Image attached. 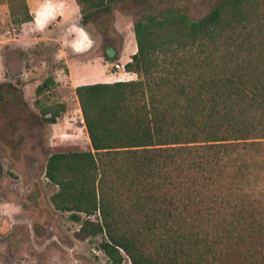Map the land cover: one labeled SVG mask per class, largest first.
Listing matches in <instances>:
<instances>
[{"label":"trees","instance_id":"trees-1","mask_svg":"<svg viewBox=\"0 0 264 264\" xmlns=\"http://www.w3.org/2000/svg\"><path fill=\"white\" fill-rule=\"evenodd\" d=\"M113 1L75 0L79 25ZM3 2L14 24L33 21L26 0ZM262 21L264 0H218L199 19L143 11L124 66L138 79L75 88L91 151L50 155L45 177L108 264H264ZM41 112L53 125L65 105Z\"/></svg>","mask_w":264,"mask_h":264},{"label":"rangeland","instance_id":"rangeland-1","mask_svg":"<svg viewBox=\"0 0 264 264\" xmlns=\"http://www.w3.org/2000/svg\"><path fill=\"white\" fill-rule=\"evenodd\" d=\"M217 1L114 0L109 14L84 29L75 0H26L33 21L23 25L12 22L0 0V264H108L101 238H84L69 213L53 208L57 188L45 177L50 155L91 151L74 85L138 79L114 65L125 66L136 53L133 24L143 11L174 5L199 19ZM253 41L254 53L264 56V21L254 26ZM107 48L114 61L105 59ZM57 104L65 112L53 127L41 109Z\"/></svg>","mask_w":264,"mask_h":264},{"label":"crops","instance_id":"crops-1","mask_svg":"<svg viewBox=\"0 0 264 264\" xmlns=\"http://www.w3.org/2000/svg\"><path fill=\"white\" fill-rule=\"evenodd\" d=\"M62 24H63V21L62 22H60L59 24H58V28H62ZM79 30L81 29V28H79V27H77ZM82 30V29H81ZM78 37V40H77V42L79 41V36H78V33H76L75 34V39ZM77 44V43H76ZM85 46H86V43H84V45H83V47L85 48ZM75 47H76V45H75ZM84 48H83V50L82 49H80V51H76V53H85L84 51ZM120 71V70H119ZM119 72H115V74H118ZM124 78H127V77H124ZM76 87H78V85H74V88H76ZM81 122H82V125H83V127H84V123H83V119L81 118ZM53 127H55V126H57V124H53L52 125Z\"/></svg>","mask_w":264,"mask_h":264},{"label":"built area","instance_id":"built-area-1","mask_svg":"<svg viewBox=\"0 0 264 264\" xmlns=\"http://www.w3.org/2000/svg\"><path fill=\"white\" fill-rule=\"evenodd\" d=\"M114 68H115V69H121V68L124 69V66H122V65L120 66V65H116V64H115V65H114ZM114 71L116 72V70H114Z\"/></svg>","mask_w":264,"mask_h":264},{"label":"water","instance_id":"water-1","mask_svg":"<svg viewBox=\"0 0 264 264\" xmlns=\"http://www.w3.org/2000/svg\"><path fill=\"white\" fill-rule=\"evenodd\" d=\"M2 100V96L0 95V101Z\"/></svg>","mask_w":264,"mask_h":264}]
</instances>
